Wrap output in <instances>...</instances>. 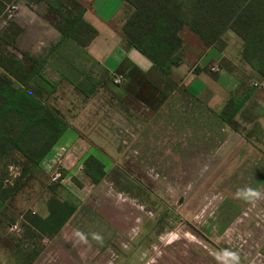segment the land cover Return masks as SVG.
I'll use <instances>...</instances> for the list:
<instances>
[{
  "label": "rangeland",
  "instance_id": "obj_1",
  "mask_svg": "<svg viewBox=\"0 0 264 264\" xmlns=\"http://www.w3.org/2000/svg\"><path fill=\"white\" fill-rule=\"evenodd\" d=\"M59 1L64 3L66 0ZM183 2L185 14L191 18L193 1ZM17 8L14 4L0 22V30L8 28L7 40L16 26L7 25L6 21L15 15ZM64 10L62 8L61 13ZM48 16L53 18L51 13ZM190 36L187 30L183 33L186 45L180 55L187 65L192 63L191 69L196 60ZM216 46L228 58L224 63L226 69L243 81L235 85L223 82L224 87L217 86L224 92L222 94L237 93L244 82L248 86L259 83L255 72L241 58L244 44L236 34L226 30ZM199 48L205 49L203 45ZM47 53L50 55L51 52L37 49L34 56L41 58ZM199 54L200 50L197 56ZM212 73L213 70L211 76ZM43 74L52 81V65L45 67ZM161 84L160 77L142 81L136 87L139 94L135 96L156 111L164 101V96L158 92L164 91ZM58 87L55 94L48 96L47 102L58 107L67 121L74 122L78 117L75 127L88 144L72 146L70 140L75 134L69 131L57 144L65 149L61 151V162L52 163L46 168L48 171L41 168L5 203L8 224L4 234L22 236L15 243L18 250L29 254L44 251L37 264H264V197L245 200L237 196L239 190L247 187L264 193V137L259 131H251L253 122L247 123L236 117L239 127L244 130L242 135L249 132V136L245 139L243 154L235 156L231 172L222 163L224 167H218L217 172L201 173L202 177H209L195 179L188 176L191 173L188 168L192 166L190 159L186 157L180 161L172 153L169 154L173 162L167 164L169 171L163 172L160 167L165 165L160 160L159 146L157 150L154 147L145 149L149 153L146 158L144 155L136 157L134 149L139 152L140 148L130 145V134H139L141 130L133 127L130 131L129 126L124 127L116 121L97 125L100 129L97 130L96 124L85 119L86 114H79L84 102L64 89L63 83ZM43 89L48 90V87ZM257 99L250 101L255 104L264 101ZM89 108L92 106L86 109ZM147 114L146 119L155 116L150 112ZM114 116L101 113L102 119L110 120ZM173 134L176 133L173 131L171 136ZM149 138L154 140L153 145L159 144V128L149 132ZM88 157H94L103 165L104 176L97 183L84 171V160ZM200 167H204L203 163ZM15 175L11 169L10 178ZM50 197L66 202L74 209L59 231L52 238H45L43 230L28 218H45ZM94 234L100 239H95ZM225 250L235 253L238 262L224 255ZM1 257L5 264H17L11 255L2 253ZM32 263L27 258L24 261V264Z\"/></svg>",
  "mask_w": 264,
  "mask_h": 264
},
{
  "label": "crops",
  "instance_id": "obj_2",
  "mask_svg": "<svg viewBox=\"0 0 264 264\" xmlns=\"http://www.w3.org/2000/svg\"><path fill=\"white\" fill-rule=\"evenodd\" d=\"M2 1L6 5L17 4L18 10L10 20L6 21V24H14L20 28L13 43L4 45V48L8 51H16V56H20L18 52H26L34 56L37 49L51 52L45 67L47 68L49 64L52 65L51 82L55 84L52 94H55L59 90L58 86L63 83L64 89H68L76 98H80L84 102L79 114H86L87 118L85 119H89L92 124L100 126L116 121L115 123L124 127L129 126L130 131L134 130L133 127L141 130L139 134H130V145L140 148L138 152L134 147L136 157L140 155L148 157L149 153L146 151L152 147L157 150L159 146L160 160L165 165L160 167L163 172H168L170 166L167 164L173 162V157H170L169 153L179 157L180 161L181 158L188 157L190 159L192 166L188 168V171L191 172L188 173V176L191 178L209 177V175L202 177L201 173L204 171H207L206 174L214 172L218 167L223 168L224 165L225 168H229V172L232 171V162L235 156L243 154L246 140L242 134L232 130L219 118L218 113L230 93L222 94L224 92H221L217 86L222 88L223 82H232L235 85L240 80L237 75L226 69L225 64L228 58L216 44L204 46L190 28L184 26L180 32L183 41L182 48L186 45L183 33L187 30L191 35V42H193L191 46L194 49L195 65L190 69L192 63L187 65V61L182 56L178 66L171 67L167 73H164L125 39L121 29L133 13L134 8L124 0H64L67 2L66 6L65 2L59 0ZM60 3H62V7L59 8ZM49 4H52V11L49 10ZM73 4L83 10V20L96 30V35L85 46H80L71 39H62L54 25L55 20L59 17L56 13L61 12L62 8L63 10H72ZM56 9L57 12H55ZM50 13L53 16L52 19L48 16ZM5 17L6 15H2L0 22L4 21ZM4 30L7 32L8 28H2L0 33ZM201 45L205 47L204 51L199 48ZM198 50L201 51L199 56H197ZM212 70L214 73L211 76ZM177 73L178 75H176ZM137 77L145 82L162 78L161 85L164 87V91L161 93L159 90L158 92L164 96V101L156 111H152L145 102H140L141 99L135 96V94H139L136 88L139 81ZM115 78L121 82L116 84ZM87 82L95 84L96 89L85 97L76 91L75 86L78 84L85 86ZM130 84L131 88H128L127 86ZM256 85L259 87L257 86L251 101L255 100V97L264 100V80ZM251 104L250 114L256 117L255 120L261 127L260 134L264 137V101L259 104L251 102ZM91 106L92 108L86 109ZM59 112L63 115L62 111ZM149 112L150 115L155 116L146 119ZM101 113L107 115L112 113L115 116L110 120L109 118L102 119ZM91 116L92 118H88ZM77 119L78 117L74 119V122ZM68 122L70 127L61 139L71 131L75 134V137L70 140L72 146L87 145L88 142L75 127L74 122ZM99 126L96 128L97 130H100ZM157 128L160 130L161 138L159 144L153 145L154 140L149 138V132ZM173 131L176 134L171 136ZM57 144L43 160L42 169H48L56 161L61 162V151L65 149ZM175 148H177L176 151ZM59 149L60 151H58ZM134 161L141 162L136 158ZM205 161L208 163L205 164ZM201 163L204 166L202 168L200 167ZM222 163H224L223 166ZM132 174L131 176L134 177ZM5 207V203H0V250H6V252L0 251V264H5L1 257L2 253L13 256L17 260V264H24L26 258L33 262L32 264H37L39 256L45 253L44 251L29 254L18 250L15 243L22 236L20 234L16 236L4 234L8 224ZM44 237L52 238L48 235H44Z\"/></svg>",
  "mask_w": 264,
  "mask_h": 264
},
{
  "label": "trees",
  "instance_id": "obj_3",
  "mask_svg": "<svg viewBox=\"0 0 264 264\" xmlns=\"http://www.w3.org/2000/svg\"><path fill=\"white\" fill-rule=\"evenodd\" d=\"M38 2L40 0H34ZM134 8L122 26L127 42L148 58L162 72L180 63L184 26L199 38L204 46L216 44L226 30H231L243 41L241 58L256 74L258 82L264 80V0H192L191 18L185 14L183 0H124ZM13 4L0 0V17L7 14ZM62 3L59 4V8ZM71 7V6H70ZM72 10L55 12L58 18L54 25L62 39H71L80 46L87 45L96 35V30L82 18L83 10L74 4ZM52 11V4H49ZM20 28L15 27L9 40L5 30L0 33V203H6L17 194L28 179L35 177L42 162L70 127L67 119L47 98L55 84L43 74L48 53L35 57L26 52L16 56L4 48L13 43ZM136 73V72H135ZM132 75H135L132 73ZM138 76V74H136ZM140 76V74H139ZM142 83V79L137 77ZM243 83L240 81L239 83ZM138 82L137 84H141ZM257 84V83H256ZM43 87L48 90H44ZM237 93L230 96L220 109L218 116L232 130L242 134L236 117L254 123L251 131L260 134V125L250 114L251 97L255 86L243 84ZM78 93L85 97L93 93L95 84L76 85ZM256 109V108H255ZM249 132L243 135L247 140ZM264 146V138H262ZM93 164L94 182L104 176L103 165L94 157L84 160L87 168ZM19 169L18 175L10 180L8 167ZM10 181V182H8ZM48 215L40 219H28L41 228L44 235L54 236L74 207L50 197L47 201ZM41 223V225L39 224ZM43 224V225H42ZM51 230L50 232H48Z\"/></svg>",
  "mask_w": 264,
  "mask_h": 264
},
{
  "label": "clouds",
  "instance_id": "obj_4",
  "mask_svg": "<svg viewBox=\"0 0 264 264\" xmlns=\"http://www.w3.org/2000/svg\"><path fill=\"white\" fill-rule=\"evenodd\" d=\"M237 196L240 198H243L245 200H251V199H260V198L264 197V193L256 191L250 187H247V188H243V189L239 190L237 193ZM77 235H80V233H77ZM94 238L100 239V237L98 235H95V234H94ZM81 239H84V237L81 236ZM224 255L231 256L233 261L238 262L239 258L235 253L228 252L227 250H225Z\"/></svg>",
  "mask_w": 264,
  "mask_h": 264
},
{
  "label": "built area",
  "instance_id": "obj_5",
  "mask_svg": "<svg viewBox=\"0 0 264 264\" xmlns=\"http://www.w3.org/2000/svg\"><path fill=\"white\" fill-rule=\"evenodd\" d=\"M13 6H14V4L11 5V6L8 8L7 11H9L10 9H12ZM114 82H115L116 84H119L121 81H120L118 78H115V79H114ZM11 169H13V167L10 166V167L8 168V170L10 171ZM13 170H14V172L16 173L15 176H17V175H18V171H19V169L16 167V168H14ZM11 173H12V171H11ZM10 180H11V178H10ZM8 182H10V181H8Z\"/></svg>",
  "mask_w": 264,
  "mask_h": 264
},
{
  "label": "flooded vegetation",
  "instance_id": "obj_6",
  "mask_svg": "<svg viewBox=\"0 0 264 264\" xmlns=\"http://www.w3.org/2000/svg\"><path fill=\"white\" fill-rule=\"evenodd\" d=\"M86 159V158H85ZM90 171H91V173H92V175H88V173L87 172H85L86 174H87V176L89 177V178H91L92 180H94V172L97 174V170L96 169H94V166H93V164H91V165H88V167H87ZM84 169H86V167H85V165H84ZM103 170H104V168H103Z\"/></svg>",
  "mask_w": 264,
  "mask_h": 264
}]
</instances>
